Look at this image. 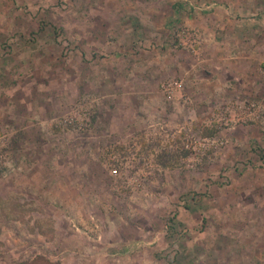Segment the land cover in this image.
<instances>
[{
  "label": "rangeland",
  "instance_id": "obj_1",
  "mask_svg": "<svg viewBox=\"0 0 264 264\" xmlns=\"http://www.w3.org/2000/svg\"><path fill=\"white\" fill-rule=\"evenodd\" d=\"M177 4L216 24L222 9L264 15V0H0V264H61L85 225L65 214L84 206L95 234L102 216L121 231L122 264H264V167L230 139L236 108L195 107L186 68L144 91L134 66L139 40L188 53L200 75L228 69ZM179 76L167 98L161 83Z\"/></svg>",
  "mask_w": 264,
  "mask_h": 264
},
{
  "label": "crops",
  "instance_id": "obj_2",
  "mask_svg": "<svg viewBox=\"0 0 264 264\" xmlns=\"http://www.w3.org/2000/svg\"><path fill=\"white\" fill-rule=\"evenodd\" d=\"M192 8L190 5L187 7L177 4L172 14L173 19L176 17L185 24L202 28L206 35L205 43L210 52L209 64L212 66L221 63L228 69H211L212 71H207V74L200 75L199 70L193 67L194 65L192 66L188 53L172 49L173 47L170 46L167 48L164 46L160 50L163 46H150L154 44L134 40L131 42V50L135 46L134 53L141 51L140 64H142L134 66L141 67L149 82H147L148 85L147 83L143 85V90L153 89L155 91L157 90L155 82L158 77L173 74L177 70L189 69V75L186 74L184 83L188 86L183 89L185 93L190 94L195 107L231 103V106L237 110L235 112L237 122L230 139L239 145L238 154L243 157L247 165L248 163L253 165L260 163L259 165L264 167V53L261 52L259 46L264 44V31L262 30L264 15L256 7L248 8L251 15L244 18L236 17L238 10L222 9L224 10H221L223 15L216 24L215 19L201 20L199 12L196 15L193 14L195 10L192 11ZM216 26L220 30H217ZM132 56L139 59L133 54ZM186 59L189 62H186ZM134 66L131 67L132 74L138 72ZM246 98L247 102L244 100ZM151 106L152 108L157 106L161 110L159 104ZM75 200L71 198L66 202L71 205L75 203L88 205L90 202L83 198L79 202L76 198ZM80 211L81 213L65 214L66 218L73 221L71 216L74 215L75 220L81 219L85 225L71 235L72 238L68 244L62 246L60 251L67 255H63L61 264H113V256L117 258L118 264H122V259L117 252L124 250L123 248H127L129 244L125 240H122V243L118 242L115 238L117 233L121 235V231L113 226L111 216L110 219L102 216V230L95 234L96 232L91 230L89 222L91 216L86 214L85 206ZM92 235L95 239L93 238L91 243L82 244L84 238H90Z\"/></svg>",
  "mask_w": 264,
  "mask_h": 264
},
{
  "label": "built area",
  "instance_id": "obj_3",
  "mask_svg": "<svg viewBox=\"0 0 264 264\" xmlns=\"http://www.w3.org/2000/svg\"><path fill=\"white\" fill-rule=\"evenodd\" d=\"M183 78H168L161 83V88L163 93L167 98H172L174 96L175 90L182 85ZM1 140V137H0Z\"/></svg>",
  "mask_w": 264,
  "mask_h": 264
},
{
  "label": "trees",
  "instance_id": "obj_4",
  "mask_svg": "<svg viewBox=\"0 0 264 264\" xmlns=\"http://www.w3.org/2000/svg\"><path fill=\"white\" fill-rule=\"evenodd\" d=\"M218 128L215 127L214 125H204L202 127V134L204 136H212L217 132ZM40 261H42L43 263L41 264H54L53 262H51L50 260H48L45 256L43 255H36L34 256L29 262L28 264H40Z\"/></svg>",
  "mask_w": 264,
  "mask_h": 264
}]
</instances>
